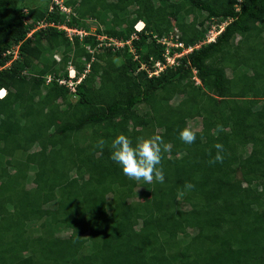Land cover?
I'll list each match as a JSON object with an SVG mask.
<instances>
[{"label": "trees", "instance_id": "16d2710c", "mask_svg": "<svg viewBox=\"0 0 264 264\" xmlns=\"http://www.w3.org/2000/svg\"><path fill=\"white\" fill-rule=\"evenodd\" d=\"M62 4L0 0V264H264V0ZM175 30L194 51L149 77ZM119 134L170 145L163 181L123 174Z\"/></svg>", "mask_w": 264, "mask_h": 264}, {"label": "clouds", "instance_id": "9594fccd", "mask_svg": "<svg viewBox=\"0 0 264 264\" xmlns=\"http://www.w3.org/2000/svg\"><path fill=\"white\" fill-rule=\"evenodd\" d=\"M138 24L141 25V27H139L140 29L137 28ZM224 25L222 26L221 30L214 27V29L211 30L208 34L206 42L214 41L219 33L223 30ZM135 29L138 32L143 31L145 29V23L143 21L138 22L135 26ZM174 32L179 35L178 30H175ZM215 35L216 37H214ZM200 46L201 45H198L195 48H199ZM88 71L89 70H87L86 73ZM86 73H84L80 78H78L77 81H75V79H77V72L74 70V68L70 67L69 75L71 79L69 81L65 80V83L62 84L68 85L69 88L73 92H75L76 85L80 83L83 78H85ZM6 94L7 91L5 89L0 90V98H4ZM179 138L184 143L191 144L196 139V133L189 128H184L180 131ZM98 144L102 147L104 144L103 139H100L98 141ZM215 147L217 149H222L223 146L217 143ZM169 151L170 145L164 144L160 136H153L148 139H142L133 144L126 135L119 134L112 139L110 159L120 167L123 174L129 179L135 181L143 180L145 183H150L153 181L154 177L159 181H163V172L158 167V165H160L161 163L162 152ZM221 159L222 157L217 154L215 160L218 161ZM188 186L191 187L190 184Z\"/></svg>", "mask_w": 264, "mask_h": 264}, {"label": "built area", "instance_id": "2783aa9c", "mask_svg": "<svg viewBox=\"0 0 264 264\" xmlns=\"http://www.w3.org/2000/svg\"><path fill=\"white\" fill-rule=\"evenodd\" d=\"M56 1V0H55ZM56 4L61 6V10L65 13H70V9L63 6V2L60 3L59 1L55 2ZM61 28L65 29L68 33V37L70 40H73L74 36H79L81 39L84 38L88 34L86 31H81L77 29H70L66 26H62ZM102 37V39H100ZM133 38H137V36H133ZM157 38V36H156ZM98 40L101 43V46H113L114 48H121L125 46V44H130V41L125 43L123 41L108 38L106 36H98ZM211 40V39H210ZM157 42L161 43L164 47V61H157L154 65V70H149L150 74L159 75V72L166 70L167 68L174 67L179 65V59L183 58L184 56L190 54L194 47L186 48L184 43L181 41L179 35L176 32H171L169 35H165L161 38H157ZM90 52H93L92 49L89 48ZM137 57V56H136ZM144 69H147V66H143ZM60 83H65V81H61Z\"/></svg>", "mask_w": 264, "mask_h": 264}, {"label": "rangeland", "instance_id": "374dc122", "mask_svg": "<svg viewBox=\"0 0 264 264\" xmlns=\"http://www.w3.org/2000/svg\"><path fill=\"white\" fill-rule=\"evenodd\" d=\"M56 1H59L60 3H62L64 0H56ZM55 0H52V2H56ZM29 2H30V4L31 5H34V6H44V7H46V5H47V0H29ZM139 27H141V25H137V28L138 29H140ZM216 28V27H215ZM214 29V27L212 28V30ZM96 31H97V27H96V24H94V23H91V30L88 32V34H92V35H97V33H96ZM214 37H216V35L214 36ZM100 39H102V37H100ZM131 52H133V53H135V51H133V50H131ZM136 56V55H135ZM58 58H60V56L58 55ZM116 62H117V64L118 65H121L122 64V62H123V59H117L116 60ZM161 72H159V74H160ZM153 76V74L151 73L150 74V72H149V77H152ZM193 79H194V81L196 82V84H198V85H200L201 84V81H200V79L197 77V71L196 70H194L193 71ZM181 95L179 94V95H177V97H180ZM177 100H178V98H176ZM175 99V100H176ZM177 102H173V104H176ZM137 109H138V111L139 112H145L147 109H148V106H147V104H143V105H139L138 107H137ZM190 126H192L193 128H196V129H199V127H200V122H199V120H197V121H195V122H191L190 123ZM143 189H141V188H139V189H137V193L139 194V197H140V199H142L143 197L141 196L143 193V191H142ZM195 234V232H193V235Z\"/></svg>", "mask_w": 264, "mask_h": 264}]
</instances>
